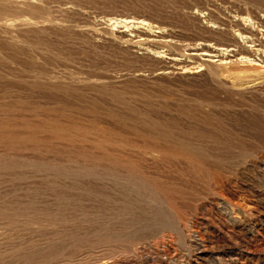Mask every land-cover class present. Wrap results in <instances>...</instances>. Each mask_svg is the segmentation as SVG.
<instances>
[{
    "label": "rangeland",
    "instance_id": "374dc122",
    "mask_svg": "<svg viewBox=\"0 0 264 264\" xmlns=\"http://www.w3.org/2000/svg\"><path fill=\"white\" fill-rule=\"evenodd\" d=\"M223 5L0 0V264H264V53L203 54Z\"/></svg>",
    "mask_w": 264,
    "mask_h": 264
},
{
    "label": "bare ground",
    "instance_id": "6f19581e",
    "mask_svg": "<svg viewBox=\"0 0 264 264\" xmlns=\"http://www.w3.org/2000/svg\"><path fill=\"white\" fill-rule=\"evenodd\" d=\"M223 2V6H215L214 16L223 14L221 17H218V21L216 23H220L227 27L226 33L232 36L230 43H228V47H218V55L207 51H204L203 54L219 57L216 60L222 64L244 62V64L248 63L251 66L256 64L259 65L257 60H260V56H262V53H264V35L258 32L259 29L256 30L249 27L250 18L245 15L243 16L241 12L233 10V8L235 7L236 9L237 6H235L232 1L223 0ZM260 22L264 23V16L263 20L262 18L260 19ZM120 23L124 27L120 33H124V36H132L130 34L132 30L140 27L143 28V25H147L146 21L134 18H124ZM140 32L141 34L144 33V31ZM160 32V30L156 31V33ZM228 52L229 54H227ZM201 253H203V251H201L199 254Z\"/></svg>",
    "mask_w": 264,
    "mask_h": 264
}]
</instances>
